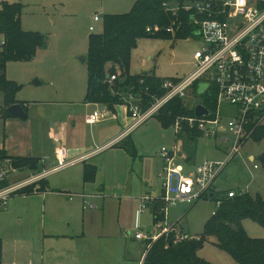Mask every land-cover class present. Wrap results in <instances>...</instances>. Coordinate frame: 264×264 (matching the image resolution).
Here are the masks:
<instances>
[{"label":"rangeland","instance_id":"obj_1","mask_svg":"<svg viewBox=\"0 0 264 264\" xmlns=\"http://www.w3.org/2000/svg\"><path fill=\"white\" fill-rule=\"evenodd\" d=\"M4 1H13L21 5L20 24L23 30L37 31L45 37V43L36 48L30 59L9 60L5 65V78L18 86L15 98L27 102L58 95L63 97L61 99H66L68 96H63L65 94L63 88L68 89L72 86L73 91H76L73 97H79L73 99H81L85 94L84 87L87 83L89 36L102 32L105 15L127 13L136 2V0H0V6ZM95 15L100 17L99 21H93ZM91 25L94 27L93 31L88 29ZM146 26L153 25L146 24ZM2 38L0 34V39ZM202 45L200 38H140L129 54V72L144 74L152 71L162 81L172 77L186 76L193 69L194 51ZM63 70L66 71L64 77H62ZM204 86L200 84V88ZM163 95L154 97L153 102L155 103V100L162 98ZM2 97L3 94L0 92V102ZM180 99L186 107L194 108L200 102L193 91V86L187 89ZM169 100L164 101L156 111L138 123L131 131L130 137L126 139V147L134 145V154L127 151L124 145L115 147L118 151L111 157L108 168H112L113 171L119 170V176L110 178L109 185L102 192H98L99 195L93 201L91 200L96 204L95 208H89L84 202L80 206L72 205L76 202V197L73 195V201H66L65 193L54 195H46L47 192L44 194L14 193L8 196L7 206L3 207L0 202V239L6 256L17 257L20 260L26 259L29 253H32L34 254L30 256L32 264H37L40 260L39 252L45 250L47 243L55 245L76 243L77 252L84 259L90 256L95 246H108V244L112 247L127 249L136 255L140 254L146 246L145 242L136 241L133 235L136 226L144 232L152 229L154 224L150 209L147 208L137 215L126 202L120 208L118 201L111 198L120 193L116 182H121L122 186L129 183L132 185L130 194L125 192L122 195H134L138 188L142 187L143 193H150L155 197L161 196L160 185H154V180L144 181L142 178L143 173L148 174L162 165L163 159L159 154L161 147L172 149L177 145V155L183 158L178 162L185 172L206 161L222 163L223 166L213 183L218 193L223 194L232 189L236 192L258 193L264 197V167L258 160L264 151V138L259 141L247 139L233 153H230L232 139L228 131L218 132L216 135H206L200 131L198 137L186 141V133L182 132V129L189 126L184 115L176 116L173 124L169 126L163 125L155 117ZM226 107V104L221 106L223 111ZM228 117L227 112L222 115V125H226ZM176 122L180 124L178 133L174 126ZM249 154L255 159L249 160ZM36 164L35 169L31 168L29 172H26L14 167L12 161L0 159V173L8 168L14 169V171H7V177L0 181L6 180L10 185L9 181L13 182L29 175L30 178L44 180L49 169L42 163ZM254 164L258 167L255 168ZM31 165H34V162H31ZM157 173L158 170L155 171L156 179L159 178ZM104 174L105 171H102L101 175L104 176ZM53 178L57 177L52 176ZM141 180H143L142 183H140ZM38 186L36 185L35 188ZM49 186L52 188L50 184ZM101 210L106 211L104 221L102 216L96 215L92 223L84 225V221L86 222L89 217ZM216 210L215 198H201L193 203L178 201L175 205L169 206L167 220L169 223L177 221L179 227L172 225L173 227L181 228L183 232L196 237L203 234L206 221ZM65 212L72 217L71 224H68ZM98 218L104 222L101 227L105 233H112L116 223L121 224L126 241L123 238L112 244L108 238L100 237V230L96 229L99 227ZM75 224L84 225L85 232L82 238L66 239L55 234L69 231ZM242 225L249 237L264 239V226L249 218L244 219ZM49 233L53 235H48ZM44 236H46L45 240ZM215 241L214 236H208L198 250L199 257L212 264H239L229 253L217 247ZM35 256L38 257V261H34Z\"/></svg>","mask_w":264,"mask_h":264},{"label":"trees","instance_id":"obj_2","mask_svg":"<svg viewBox=\"0 0 264 264\" xmlns=\"http://www.w3.org/2000/svg\"><path fill=\"white\" fill-rule=\"evenodd\" d=\"M179 3L185 0H175ZM163 2L171 0H136L132 9L124 14L105 15L103 30L98 34H91L88 41L87 56V86L85 100L88 102L105 104L113 108L117 104H125V97L132 95L141 111H145L153 102L154 97L164 94L162 79L152 71L144 74L129 72V54L136 47L137 41L143 37L150 38H187L192 33V26L188 23L185 11H180V29L173 35L165 30L146 31V24H158L162 27L170 25L173 17L163 7ZM21 5L19 3L2 2L0 6V34L4 44L0 48V92L3 94L4 116L13 114L7 106L17 102L15 92L18 86L5 78V65L9 60L30 59L37 47L45 43V37L40 32L25 31L20 24ZM118 71V74L116 72ZM115 75L112 83L108 78ZM193 91L209 111L216 107L215 89L210 86L200 88L193 84ZM178 115L192 117L193 107H186L178 97L171 98L160 109L156 118L165 126L173 124ZM182 132L186 133V141L193 140L200 135L197 128L185 126ZM181 136V134H179ZM264 138V125L254 128L252 139L259 141ZM127 151L134 152L131 145ZM131 153V154H132ZM134 154V153H133ZM0 159H11L14 167L21 169H35L38 161L33 158L10 157L0 149ZM189 159V157H188ZM264 167V151L258 157ZM34 162V165H31ZM88 178V173L84 175ZM8 185L6 180L0 181V188ZM36 185H39L37 188ZM46 185L43 180L23 187L17 193H41ZM213 197L221 201L219 207L204 225L203 234L189 239L175 241L174 232L164 234L153 241L146 250L142 264H212L199 257L198 250L203 246L208 236H214L215 244L229 253L239 264H264V239L249 237L242 225L244 219H251L264 226V197L258 193L237 191L228 196L216 191ZM162 203L153 205L154 221L163 219L160 208ZM2 242L0 239V264Z\"/></svg>","mask_w":264,"mask_h":264},{"label":"built area","instance_id":"obj_3","mask_svg":"<svg viewBox=\"0 0 264 264\" xmlns=\"http://www.w3.org/2000/svg\"><path fill=\"white\" fill-rule=\"evenodd\" d=\"M162 5L173 17L170 25L162 27L154 24L148 26L146 31L165 30L174 35L181 26L180 11H185L188 23L192 26V33L187 38H200L203 45L192 55V71L186 76L162 81L164 95L156 99L155 103L152 102L144 112L132 95L124 98L127 110L135 120L134 125L148 118L164 101L184 96L193 84H204V88L212 86L215 89V110L201 118L193 115L185 116L184 119L189 128L195 127L202 134L216 135L221 130L228 131L232 139L230 153H233L247 139H252L255 127L264 123V0H185L182 3L163 2ZM98 19L97 15L93 17L94 21ZM89 30L93 31L94 27L89 26ZM3 44L4 39H0V47ZM114 79L115 75H111L108 82L112 83ZM222 104L227 105L225 111L221 108ZM225 112L229 117L226 125H222L221 117ZM99 116L100 113L95 111L87 116L86 121L92 123ZM174 126L178 133L179 122ZM159 154L163 159V166L157 173L161 196L155 199L149 194L142 195L137 215L150 208L154 202L160 201V213L166 216L169 206L178 201L193 203L198 199L208 198L209 193H213V183L222 163L206 161L185 172L177 162L176 146L172 149L161 147ZM57 158V166L46 173L71 163L65 161L64 149L58 152ZM254 167L257 168L258 165L254 164ZM7 171L14 169L1 171L0 180L7 177ZM32 183V178H29L0 188L3 207L6 206L9 195ZM235 193L236 191H229L228 196ZM84 203L89 208L96 207L91 201ZM220 203L216 199L217 207ZM171 232H174L175 241L191 238L167 224H156L148 232L136 226L133 236L137 240L146 241L147 250L154 240Z\"/></svg>","mask_w":264,"mask_h":264},{"label":"crops","instance_id":"obj_4","mask_svg":"<svg viewBox=\"0 0 264 264\" xmlns=\"http://www.w3.org/2000/svg\"><path fill=\"white\" fill-rule=\"evenodd\" d=\"M174 1L175 0H171V2ZM10 3H13V1ZM99 20L100 17L97 21ZM65 72L66 71L63 70L62 77L65 76ZM86 86L84 87L85 94L81 99H73L79 98L78 96L73 97L75 94L74 92H76L73 91V86L68 89L63 88L65 91L63 96H68L66 99H61L63 98L61 95L51 98H41L30 102L16 99L17 102L15 103L21 104L22 109L26 113L25 117H18L16 115L4 116L3 97L0 102V149L10 157L36 159L39 163L46 165L48 169L57 166L58 152L64 149L65 161H71V163L46 173L43 180L46 187L41 193L44 194L47 192L46 195L65 193L67 195L66 201H73L72 197L74 195V197H76V202L72 205L75 206L82 205L87 198H89L87 201H93L95 197L99 195L98 192H102V190L109 185L110 178L114 179V177L119 176V170L113 171L112 168H108V163L111 157L116 155V151H118L115 147L122 145L123 142L130 137L131 131L136 126L134 125L135 120L130 116L125 104H117L113 108H110L105 104L86 101ZM95 111L100 113V116L92 123L87 122V116ZM221 132L224 131L221 130ZM175 146L177 147V145ZM180 159L183 158L178 156L177 162ZM248 159L254 160L255 158L253 155L249 154ZM7 160L11 161V159ZM186 160L188 159L186 158ZM162 166L163 163L148 174L144 175L143 173V180H154V185H160L158 179L155 177V171H159ZM20 171L29 172V169H20ZM102 171H105L104 176L101 175ZM15 172L18 173L17 171ZM85 173H88L87 179L84 177ZM29 176L13 182L9 181V184L29 179ZM52 176H56L57 178L52 179ZM32 180L33 183L39 181L34 178H32ZM143 180H141L140 183H142ZM116 186L120 193L118 196H112L111 199L118 201L117 203L120 208L123 203L126 202L131 210L136 211V213L138 209L137 206L139 205V198L144 194L152 196L150 193H143L144 189L142 187H139L134 195H122L125 194V192L129 193L132 191L133 188L131 183L122 186L121 182H116ZM229 191L235 190L229 189ZM156 198L157 197H155V199ZM63 202L67 203L64 200ZM154 204L155 202L153 205ZM153 205L149 208L154 224L152 229L156 224H167L169 226L178 225L176 223L177 221L169 223L167 214L163 216L161 221L155 223ZM105 213L106 211L103 210L96 212L94 216L89 217L86 222L84 221V225H88L89 222L92 223L96 215H98V217L102 216L104 221ZM65 214V218L69 222L68 224H71L72 217L68 212H65ZM102 219L98 218L97 223H99V227L96 228L100 230V237L108 238V241L112 244L123 238L126 241L121 224L116 223L112 233H105L101 227L104 224ZM84 225L80 226L75 224L69 231L66 230L55 234L66 239L82 238L85 232ZM177 227H179V225ZM177 227H175L176 230L185 233L181 228ZM48 235H53V233H49ZM45 238L46 236H44V240ZM143 242H145V245L147 244L146 241ZM77 251L76 243L70 245L47 243L45 250L39 252L40 260L38 261V257L35 256L34 261H38L37 264H66L65 262L75 264H81L82 262V264H142L146 246L138 255L124 248L121 249L109 246V244L108 246H95L90 256L86 259L80 256ZM30 256H34V254L29 253L26 259L20 260L15 256L19 261L14 257L9 258L6 256L2 243V264H32Z\"/></svg>","mask_w":264,"mask_h":264},{"label":"water","instance_id":"obj_5","mask_svg":"<svg viewBox=\"0 0 264 264\" xmlns=\"http://www.w3.org/2000/svg\"><path fill=\"white\" fill-rule=\"evenodd\" d=\"M84 60V59H83ZM7 110L12 113L13 115H16L18 117H25L26 113L25 111L22 109V106L20 103H14L11 104L7 107ZM210 111L209 109H207L203 104L198 103L194 106V115L197 118H201L204 117L206 115H209ZM213 193H209V198L213 197Z\"/></svg>","mask_w":264,"mask_h":264}]
</instances>
